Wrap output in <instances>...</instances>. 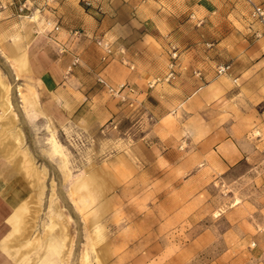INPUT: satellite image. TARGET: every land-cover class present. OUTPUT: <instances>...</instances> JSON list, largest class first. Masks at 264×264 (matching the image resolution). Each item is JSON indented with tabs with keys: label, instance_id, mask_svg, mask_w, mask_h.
<instances>
[{
	"label": "clouds",
	"instance_id": "obj_1",
	"mask_svg": "<svg viewBox=\"0 0 264 264\" xmlns=\"http://www.w3.org/2000/svg\"><path fill=\"white\" fill-rule=\"evenodd\" d=\"M135 2L137 11L132 0H25L21 11L27 7L31 15L15 22L12 0H0V132L9 130L8 143L0 144V208L10 209L0 215V264H103L106 230L96 216L113 194L111 161L126 158L139 167L145 148L159 152L169 145L191 154L208 135L195 131L198 118L185 123L188 110L180 111L183 106L166 87L175 80L167 59L177 46L170 28L156 45L158 65L148 69V79L133 63L149 39L146 23L153 12L186 11L192 0ZM251 3L256 10L245 23L259 29L254 21L264 17L261 0ZM191 24L183 35L192 34ZM116 68L119 76L113 74ZM47 75L55 85L52 91L41 79ZM148 88L158 105L148 102ZM246 98L242 94L236 103L251 112ZM167 115L172 119L162 120ZM253 120L240 135L229 127L221 138L234 137L233 148L264 167V116L253 115ZM239 159L238 152L218 150L196 163L216 178ZM68 201L86 220L87 261L77 251L80 222L69 215Z\"/></svg>",
	"mask_w": 264,
	"mask_h": 264
},
{
	"label": "rangeland",
	"instance_id": "obj_2",
	"mask_svg": "<svg viewBox=\"0 0 264 264\" xmlns=\"http://www.w3.org/2000/svg\"><path fill=\"white\" fill-rule=\"evenodd\" d=\"M24 3L25 0H12L9 6L13 10L10 18L15 22H19L22 16L31 15L29 9L19 11V6ZM247 8L249 6L244 0H238V17L241 16L244 23L250 17ZM238 26L240 27V23ZM247 28L249 32L254 30L252 24H248ZM261 29V26L255 29L250 37L246 36L245 32L248 31L243 29L244 36L238 35V44H241L243 53L238 58L237 77H231L230 71L225 74H218L215 71L213 79L221 82L225 80L220 85L221 89L226 88L227 93L220 96L218 91L215 94L204 92L202 102H199L193 114L194 117H187L185 120V123H188L198 118L199 123L195 131L197 134L208 133L201 144L196 146L195 151L186 154L187 149L178 152L174 148L171 151L166 147L159 152L153 147L144 150V153H153L154 157L162 154L166 156L165 159L176 160L178 167L175 169L179 173V179L183 175H190L193 182V192L190 194H194L193 198L175 199L178 205L174 203L176 207L179 206L176 211L183 209L180 212L182 216L177 221L172 219L166 222L169 217L155 219L151 221L154 229L149 234H142L141 230L136 231V238L126 240L124 236H120L124 231L114 230L111 223L103 221L106 243L114 244L103 248V251L107 252V249L109 251L108 255H103V264H264V167H258L253 162V157L246 152L240 151L239 148L234 149L233 146L236 145L234 137L221 138L227 128L230 127L236 135H240L248 121L255 122L253 115L256 119L264 116V33ZM169 47H172V44ZM174 49L178 52L173 62L174 69L177 66L174 71L176 80L179 67L175 62L180 56V49L178 46ZM168 59L171 63L170 54ZM198 71L200 75L195 72L193 75L201 77L204 83L202 71ZM171 81L173 80H168V83ZM233 81L239 83L233 84ZM242 94L247 97L244 102L249 105L251 112L245 111L236 103L235 98ZM225 118L226 123L220 124L219 122ZM217 124L219 128L215 127ZM209 129L213 131L209 132ZM8 138L9 130L0 132V144H7ZM156 143H159V140ZM218 150L225 154L238 152L240 159L227 173H221L220 176L213 178L210 173L201 171L196 162L209 152L214 153ZM252 150L260 155L259 149L253 147ZM157 167L153 169V172L159 169L156 176L167 180V173L171 168ZM46 184L50 186V182L46 181ZM182 184L180 183L179 187ZM167 187V182L160 185L159 195L162 194V188ZM127 189L132 193L141 191L129 187ZM131 192L119 193V202L123 203L122 207L128 213V220L135 216L141 217L137 214L142 212L148 202L149 206L154 203L158 206L157 203L165 201L156 200L157 197L149 198L150 200L142 199V192L130 197ZM68 203L71 207L69 215L80 222L81 239L77 251L84 259L87 252L85 247L87 240L83 238L87 230L86 220L70 201ZM162 205L164 206V203ZM43 211H47V203L43 206ZM96 217L98 218V215ZM22 218V215L18 216L19 220Z\"/></svg>",
	"mask_w": 264,
	"mask_h": 264
},
{
	"label": "crops",
	"instance_id": "obj_3",
	"mask_svg": "<svg viewBox=\"0 0 264 264\" xmlns=\"http://www.w3.org/2000/svg\"><path fill=\"white\" fill-rule=\"evenodd\" d=\"M260 4L264 7V0H261ZM131 8L133 11H137L139 4L132 0ZM186 9V11H179L172 15L161 14L159 9L153 12L155 19L149 17L146 23L149 39L144 51L138 57H134L133 63H139L144 69L140 74L145 79H148L150 77L148 69H154L158 65L155 51L156 45L160 43L164 28H170L171 32L169 35L173 37L180 49V56L175 63H177L178 69L182 71L177 70L176 80L167 83L166 87L172 90V94L178 100L179 105L183 106L180 111L183 113L187 109V117H194L193 114L196 112L199 102H202V94L204 92L215 94L218 91L220 96L227 93L226 88L221 89L220 85L225 80L221 82V80L213 79L215 71L220 65H227L229 66L227 72L230 71V76L233 78L237 77L238 58L243 53L241 44H238V35L244 36V31H248L245 33L247 37H250L256 30L249 32V28L246 29L248 24H245L244 21L242 22L241 16L238 17V0H192L191 4L186 5ZM9 12L13 15L11 7ZM201 12L203 15L197 23L191 24L198 13ZM239 23L240 27L238 26ZM189 24L192 27V34L185 36L182 30L185 25ZM168 45L170 46L171 42H168ZM168 63H170L169 59ZM133 70L136 71L135 68ZM198 70L202 71L204 83L201 77H196L200 75ZM120 72L119 68L113 69V74L116 76H119ZM193 72L197 75H193ZM41 79L44 80L49 91L54 89L55 85L51 75L42 76ZM147 91L148 102L154 106L158 105L159 99L152 94L153 89L148 88ZM170 119H172L170 115L162 117V120ZM166 148L173 150L170 145ZM219 148L224 149V147ZM165 157L162 154H157V157H154L153 153H144V160L141 161L139 167L131 165L126 158L113 159L111 161L110 175L112 176L111 186L113 194L98 210V218L96 217V220L98 225L100 224L99 226L104 228L103 221H108L107 223H111L114 230L126 232V234L122 232L123 234L120 235L124 236L123 238L126 240L136 238V231L141 230L142 234H149L154 229L151 221L155 219L162 220V217H169L166 220L168 222L172 219L177 221L182 216L180 212L183 209L176 211L179 206L176 207L174 205V203L178 205L175 199L179 200L186 197L189 200L193 198L194 194H190V192H193V182H191L188 174L186 176L183 175L179 179V173L175 169L178 167V162L172 158L165 159ZM157 166L171 168L167 173V180L156 176L159 169L153 172L154 168H158ZM166 182L168 184L167 189L162 188V194L159 195L161 190H158V188L160 185L166 184ZM180 183H183L181 187H179ZM128 187L133 190L140 189L141 191L139 192H142V199L148 200L149 198L157 197L156 200L165 201L157 203L158 206L154 205L155 203L149 206L148 202V205L141 210L142 212L137 214H140L139 216L141 217L135 216L128 220V213L124 211L123 203L119 202L120 192H131L127 189ZM139 192H131L130 197L135 196ZM171 199L175 201L173 202ZM163 203L164 206L162 205ZM170 209L174 210L169 211ZM9 212L10 209L7 207L0 208V215L6 216ZM116 238L115 236L114 239L116 240ZM108 246H114L113 242L111 244L106 243L105 247L108 248ZM108 253V249L107 252L103 251V255H108Z\"/></svg>",
	"mask_w": 264,
	"mask_h": 264
},
{
	"label": "built area",
	"instance_id": "obj_4",
	"mask_svg": "<svg viewBox=\"0 0 264 264\" xmlns=\"http://www.w3.org/2000/svg\"><path fill=\"white\" fill-rule=\"evenodd\" d=\"M24 4H22V5H24ZM247 4H248L249 8H251V10H252V11L249 12V14L251 16L252 12H254L256 10V5L252 4L251 0H248ZM22 5L19 6V8H18L19 11H21ZM24 9H28V8L24 7L23 11H24ZM260 11L264 12V7L261 4H260ZM256 22L260 24L262 29H264V17H262L260 15H257ZM263 33H264V31H263ZM177 53L178 52L176 51V49H174V51H172V53L170 54V59L172 60L170 64L173 65V68L170 70L172 76H175V74H174L175 69H174V63L173 62L177 58ZM221 68L224 70L223 72L220 71ZM228 68H229V66H227V65L226 66L225 65H220L217 68V72H218V74H225L227 72Z\"/></svg>",
	"mask_w": 264,
	"mask_h": 264
},
{
	"label": "bare ground",
	"instance_id": "obj_5",
	"mask_svg": "<svg viewBox=\"0 0 264 264\" xmlns=\"http://www.w3.org/2000/svg\"><path fill=\"white\" fill-rule=\"evenodd\" d=\"M84 260H85V261L89 260L88 253H85V254H84Z\"/></svg>",
	"mask_w": 264,
	"mask_h": 264
}]
</instances>
